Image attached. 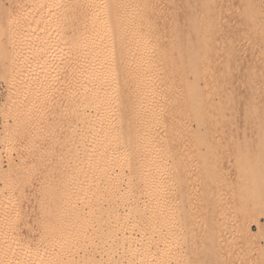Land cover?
<instances>
[{
    "label": "bare ground",
    "instance_id": "6f19581e",
    "mask_svg": "<svg viewBox=\"0 0 264 264\" xmlns=\"http://www.w3.org/2000/svg\"><path fill=\"white\" fill-rule=\"evenodd\" d=\"M159 1L37 0V5L30 4L36 6L32 11L28 6L32 13L26 15L34 14L32 23L39 28L29 18L36 27L33 36L40 35L31 38V54L26 53L34 56L35 71L24 73L32 87L12 85L14 91L4 102L10 104L6 110L12 123H5L0 136L5 143L0 153L9 155L5 169L0 162V264H170L176 248H170L168 236L173 239L176 229L167 224L166 167L184 163L176 154L184 144L187 151L202 153L211 149L216 136H243L252 123H264L263 108L256 104L264 99V9L251 17L254 23L241 24L245 33L259 37L263 50L240 73L239 55L233 56L239 49L226 32L232 26L222 27L215 5L206 6L199 18L193 7L184 4L182 14L176 7L180 22L176 8L167 9ZM15 16L6 25L8 70L21 60L20 45L28 44L18 33L28 24L22 22L21 28L19 21L28 18ZM235 69L238 86L249 96L238 101L242 127L230 113L238 105ZM61 71L69 81L63 95L68 102L64 110L71 114L69 145L62 146L69 150L57 152L66 156L56 155L48 166L45 136L37 138L40 128L36 131L39 125L33 127L32 121H43L52 93L46 88L48 80ZM30 96L35 98L32 106ZM30 136L42 142L34 144L38 150L29 148L34 163L27 155V144L34 143L25 139ZM40 148L48 166L43 169L35 162ZM27 160L36 163L34 169ZM32 184L37 186L33 196L39 215L32 214L30 220V210L29 216L23 211L31 204L26 193Z\"/></svg>",
    "mask_w": 264,
    "mask_h": 264
},
{
    "label": "rangeland",
    "instance_id": "374dc122",
    "mask_svg": "<svg viewBox=\"0 0 264 264\" xmlns=\"http://www.w3.org/2000/svg\"><path fill=\"white\" fill-rule=\"evenodd\" d=\"M22 1L0 0V136L3 135L4 132H6L5 131L6 126H4L5 123L6 122L8 123L10 122L9 124L12 123L11 113H8L9 111H7L8 110L7 108H9L8 106L10 104L8 105L7 104L8 102L6 103L4 102L6 101L5 99H7L9 94H12V92L14 91L13 86L15 84L17 86L18 82L21 83L20 85H25L24 87H26L27 89L32 87L31 85H33L32 79L28 78L27 77L28 75L26 74L27 75L26 76L24 75V73L28 72V74H31L32 70H33L32 73L35 71V67H34L35 65L33 62L34 58H32L34 56L33 54L31 56L26 53L30 52L31 54V48L33 47V43L35 41L33 37L36 36L37 39V37H39L40 34L38 32L37 34H35V36H33V34L35 33V29L37 27L36 25H34V23L36 24V22L32 23L33 19L31 20V18H34V14H32L33 16L29 15V18H30V22L36 27L31 25V23L29 22V18L26 14L27 11L28 14L29 13L31 14L32 12L30 11H32L34 7L36 8V6L33 5H37L38 3H36L37 0H28V3L27 0H24L23 3ZM159 2L160 3L162 2L161 4L165 6L167 9L171 7H173V9L176 7L179 9L182 8L184 4H186L188 5V7L195 8L196 17L198 18L207 12L206 6H210V4L215 5L221 13L219 22L222 24V27L225 24L224 26L225 28L226 26L227 28H230L228 26L229 23L230 26H232V29H236L234 30L235 34H233L234 32L231 28H230L231 30L228 29L229 31H227L226 29L225 30L227 33L230 32L232 34L231 38L235 41L236 44V46L234 45L235 50H237V48L239 49L238 51L234 52L235 54L233 56L239 55L238 56L239 59H237L238 64L236 69L240 73L249 69L250 67L249 58L252 57L257 52L263 50L262 47L263 44L259 43L260 42V39H258L259 37H257V35L255 34L253 35V33L252 35L245 33L244 32L245 28L241 24L254 23V20L251 17H254L260 10L264 9V0H160ZM30 4H33L31 5L33 8L30 7ZM28 6L30 8L29 9L30 11L27 10ZM177 8L175 9L176 11ZM6 9L8 10L5 11ZM9 10L11 13L8 12ZM179 11H177V14L179 15L178 17H180V15L182 14V12H184V10L180 11L181 14L179 13ZM20 12L22 13L20 14ZM7 14L11 15L12 18L15 15H17L15 17L20 16V18L18 17L19 20L25 14V17L26 16L27 17L24 19L26 20L28 18L27 19L28 22L27 21L24 22V20H22L23 19L22 17L21 19L22 21H19V26L21 27L23 25L22 22L28 23L26 25L27 28L28 25H31V28L29 27L31 30H28L27 28L25 30L24 28L18 29L19 31L23 30L24 33H22L21 31L18 32L20 33V36L19 34L17 35L20 38L21 36L23 38V35L25 38H28L27 40L23 38L24 41H26L28 44L24 42L25 44L23 43L22 46L20 45L21 48L19 47V50H21L22 52L18 51V56L20 55L19 53H21L20 55L21 60L20 59L17 60L18 67L16 65V68L18 69L12 67L11 70L6 69V65H8L9 62L8 59H5L7 56L5 50H8L7 47L8 44H6L8 43L6 42L8 41L7 40L8 28L6 25L9 22H12V19L10 18L11 16H8ZM5 15H7V18L5 17ZM8 18L9 21L7 22ZM179 20L180 22H182L181 21L182 15ZM234 24L236 25V27ZM9 25L12 24L9 23L8 27H10ZM3 26L6 28H4ZM237 26L240 27L243 33L240 31L241 33L239 34V29H237ZM37 29L39 28L37 27ZM40 32H43V29H41ZM29 34L32 36H30ZM22 55L24 56L22 57ZM20 66L23 67L24 69L21 68ZM236 69L234 70L233 73L234 86L233 85L232 86L234 90L233 95L236 96L235 101L238 102V101L247 100L249 96L246 93L243 94L245 92V89L238 86V81L236 80H238L239 77L237 75L238 72ZM7 71L9 72L11 71L10 72L11 74L8 73ZM14 72L16 74L18 73L19 75L21 73V75L20 76L18 74L15 75ZM60 73H59L60 75L58 74V76H56L54 79L51 78V80H48L46 86L47 90L48 91L51 90L50 92L52 93L50 94V97L46 99L48 100V104L45 103L47 112L44 113L45 116H43L42 118L45 123L42 120H40L37 122L32 121L33 123H35V125L30 123L31 121L28 124V125L30 124L34 125L33 127H35L36 124L39 125V127L36 126L38 128L35 127V130L37 129L36 131H38V129L40 128L38 131L39 136H37V138L41 136V138H39L41 140L42 136H45L43 137L44 141L42 140L41 141L44 143L42 147H45L44 149L45 151L47 149L46 153H48V155L47 154L44 155L45 151L42 148H40L44 152L42 151L43 154L41 153V157L38 158L37 161H35L37 162V166L38 164L40 165L39 166L40 168L42 166V169L48 167L51 164L50 161L52 162L53 159L56 160L57 156L58 157L60 156L59 158H63L62 156L66 152L67 148L66 150H63V148L65 147L62 146L65 145L66 147H68L69 145V138L66 139L67 137L66 134L68 133L69 130L68 120H70L69 118L71 117V114L69 112L70 115H67L66 111L68 110V108L67 110H64L66 109L65 107L68 102L67 100H65L66 98L63 97V95H65L69 81L67 82V77L66 75L64 76L65 73L63 71H61ZM240 73L239 75H241ZM10 75L12 76L10 77ZM23 75L27 78L28 81L26 80L25 77L23 78ZM6 76L7 77L9 76L11 79L7 78ZM12 77L14 79H12ZM23 79H25V81ZM9 82L10 84H8ZM34 99L35 98L30 96L28 103L31 104L32 101L34 103L35 102ZM33 103L31 104V106L33 105ZM241 103L242 102H238L237 103L238 105L234 104L235 109H233L230 112L232 115H234L233 122H235V120H237V122L239 121L238 124L237 122L235 123L239 127H242L241 121H243ZM256 104L259 107L263 108V113H264V99L257 100ZM239 105L240 107H238ZM52 113L55 115H53ZM7 115H10V117L8 118ZM50 117L52 118V120ZM41 123L42 125L46 126V127L44 126L42 127L43 130H41V126H42ZM66 123L67 125H65ZM31 127H30V131L35 132V130H33L34 128H32L31 130ZM28 129L29 128H27V130ZM41 131L44 135L41 133ZM34 132L33 134L31 133V136L34 135ZM39 132L42 135H40ZM31 136L30 138H25L27 139L28 142L29 140H32L34 142V143L32 142L33 144H31L30 142V145L28 143L27 146H31L28 148L26 147L25 144V147L29 151L28 154L26 153L24 144H21L22 141H20L19 143L20 144L19 146L20 147L22 146L21 150L23 148L24 151L23 150L22 151L25 152L28 155V157L31 154L34 155L32 153L34 149L38 150L37 148L38 146L34 145L38 141L37 142L35 141L36 137L34 138L33 136L32 139ZM27 141L26 142L23 141V143H27ZM65 141H67V144ZM39 142L38 145H42V142H40L41 144H39ZM236 143L238 144L243 143V147L242 145L238 146V144ZM211 144H212L211 149L208 150L204 149L202 153H195L190 150L187 151L186 150L187 147H185L184 144V147L182 146V148H180L179 153L178 152L176 153L178 154L179 157L177 155L176 156L182 161H184V163L182 165L168 164V166L166 167L164 184L166 187V207L168 209L167 224L168 227L175 228L177 234V235L175 234V237L173 239H170L168 236L169 245L171 246L170 248L171 249L176 248V252H175L176 254L173 252L172 254L173 257L171 256L169 258L170 261L169 263L170 264H264V123L262 121L252 123L251 127H248V129L245 131V135L243 136L242 134L238 135V137H233L228 134L224 135L223 137L216 136L211 141ZM4 145L5 143L0 142V147ZM32 147H33V151L31 150L30 153L29 148ZM12 150L13 152L11 151L10 154L14 156L15 149L13 148ZM60 151L63 152L65 151V152L64 153L62 152L63 154L61 153L59 155ZM6 153L7 152L5 151L0 153L1 154L0 162L3 163V164L0 163L2 169H5L7 167L6 158L9 155ZM66 154H64V156H66ZM42 155H44L45 158ZM41 158H44L45 160L47 159V161H45L44 159L43 160L47 163V165H48V161L50 164L47 166L44 162H42L43 160ZM31 159L33 162L34 161L33 156L29 157V161ZM29 161H28V166L30 167L36 164V163L31 164L32 162L30 161L31 162L30 163ZM31 168L34 169L33 166ZM30 186H28V188ZM33 186H34L33 191L35 193L32 191ZM36 187L37 186L35 184H32L31 188H29L30 190H28L29 192L26 193L27 198H29L27 200L29 201L31 200V204L34 203V205L36 203V199L34 197L36 195ZM31 191L33 194L31 193ZM28 193H30V195ZM31 198L35 200H32ZM29 201L27 203H30ZM31 204H28L29 205V206L27 205L28 208L27 207L25 208L27 210L26 212L23 211L24 215L25 213H27L26 216L30 215L28 217L30 220L33 219V217L37 218L36 215H39L37 211L38 209H36L37 204L35 205V208L33 205L32 207ZM28 210H30L29 211L30 214L28 213ZM31 215L33 217H31ZM35 220H32L34 223L32 224V226H30L33 229L35 228V226H37V224H35L37 220L36 221Z\"/></svg>",
    "mask_w": 264,
    "mask_h": 264
}]
</instances>
